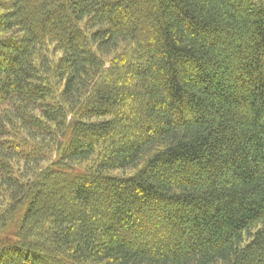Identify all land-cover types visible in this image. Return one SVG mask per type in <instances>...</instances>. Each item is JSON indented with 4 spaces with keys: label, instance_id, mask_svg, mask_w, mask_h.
<instances>
[{
    "label": "trees",
    "instance_id": "obj_1",
    "mask_svg": "<svg viewBox=\"0 0 264 264\" xmlns=\"http://www.w3.org/2000/svg\"><path fill=\"white\" fill-rule=\"evenodd\" d=\"M3 34L0 264H264V0H0Z\"/></svg>",
    "mask_w": 264,
    "mask_h": 264
},
{
    "label": "rangeland",
    "instance_id": "obj_2",
    "mask_svg": "<svg viewBox=\"0 0 264 264\" xmlns=\"http://www.w3.org/2000/svg\"><path fill=\"white\" fill-rule=\"evenodd\" d=\"M2 36H4V34L3 35H0V37H2ZM57 59H58V57H57ZM17 164H20V163H17ZM7 203H8V200L5 198V194L0 189V211H2V210L5 209Z\"/></svg>",
    "mask_w": 264,
    "mask_h": 264
}]
</instances>
